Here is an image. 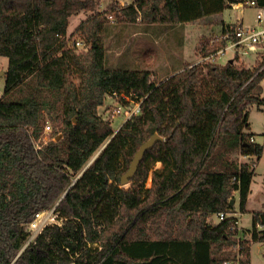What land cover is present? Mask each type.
<instances>
[{
    "label": "trees",
    "instance_id": "1",
    "mask_svg": "<svg viewBox=\"0 0 264 264\" xmlns=\"http://www.w3.org/2000/svg\"><path fill=\"white\" fill-rule=\"evenodd\" d=\"M95 2L0 0V47L17 23L35 22L27 38L19 37L35 67L27 77H14L9 67L0 97V264H250L251 244L264 243V204L249 229L239 228L230 200L237 193L238 209L246 212L254 171L251 161L230 155L262 154L244 128L249 107L264 105V51L253 67L236 57L182 63L155 82L148 70L108 64L107 19ZM256 4L264 7V0ZM229 6L228 0H134L122 13L129 22L140 17L147 32L155 24L217 16ZM81 10L91 13L67 36L69 17ZM235 28L222 24L220 34ZM72 37L81 39L82 50ZM225 44L203 43L202 58ZM122 94L140 100L141 112L115 130L98 108ZM153 132L164 140L121 185ZM158 162L162 167L153 169ZM48 210L61 222L25 244L28 225Z\"/></svg>",
    "mask_w": 264,
    "mask_h": 264
},
{
    "label": "rangeland",
    "instance_id": "2",
    "mask_svg": "<svg viewBox=\"0 0 264 264\" xmlns=\"http://www.w3.org/2000/svg\"><path fill=\"white\" fill-rule=\"evenodd\" d=\"M134 0H96L95 11L104 12L107 19V33L105 42L107 46V58L110 66L118 68L126 67L128 69L148 70L151 78L155 82H159L166 78L167 70L174 67L177 62H185L191 64L201 59L200 48L203 43L218 37L220 34L219 24L221 19L225 21H236L242 17L244 24H253L255 21L256 10L254 7H227L220 15L204 18L185 24H155L149 26L147 32L142 30V22L140 17L136 22H129L122 13V9L132 5ZM91 12L81 10L78 14L72 15L68 20L67 36H69L76 26L86 18ZM35 25L34 20H28L26 23H17L13 31H11L1 43L0 50L4 55H0V70L4 73L0 74V97L4 92L5 78L4 75L9 67H12L10 74L27 77L34 69L35 56L31 50L26 49L24 41L20 40V36L27 38L32 27ZM73 39L81 41L78 37ZM77 47V46H76ZM259 50L250 51L248 55H242L238 52L229 50L226 55H222L213 62L224 64L230 58H235L238 64L246 67H253L261 59L264 51V45H260ZM82 50V46L77 47ZM258 51V52H257ZM257 52V53H256ZM198 63V62H197ZM123 64V66L121 65ZM74 82H78L76 76L73 77ZM264 92V82H263ZM117 98L106 97L104 104L98 108V112L103 118L111 120V126L117 130L123 123V117L114 113ZM248 128H244V132L253 134V142L262 146V154L259 159L255 157H247L235 151L230 157L236 159L239 163L245 160L253 163V181L251 193L249 195L247 213H240L238 209V194L236 193V204L234 205L235 216H239L238 226L242 229L251 227L252 214L251 211H257L262 208L261 196L264 193V105H251L248 109ZM96 155V154H95ZM94 155V156H95ZM240 160V161H239ZM161 163H154L153 169H160ZM151 179L148 178L146 185L150 186ZM127 185V184H126ZM125 185V186H126ZM39 219H43L44 225L51 223H60V219L53 210H48L40 214ZM213 221H217L216 216L211 217ZM38 219V218H37ZM29 230V229H28ZM25 244L34 240L32 232ZM250 264H264V243L256 242L251 245Z\"/></svg>",
    "mask_w": 264,
    "mask_h": 264
},
{
    "label": "built area",
    "instance_id": "3",
    "mask_svg": "<svg viewBox=\"0 0 264 264\" xmlns=\"http://www.w3.org/2000/svg\"><path fill=\"white\" fill-rule=\"evenodd\" d=\"M229 5L231 7H254L256 10L254 24L242 25L241 23H235L236 28L232 32L227 31L210 40L211 46H214L221 40H225L226 44L216 52L202 58V60H216L217 57L222 56L229 50L238 52L242 55H248L250 51L257 50L260 45H264V7H258L256 0H238L236 5L232 3H229ZM73 42L77 47L82 46V42L79 40ZM115 98H117V102L114 108V113L121 115L123 117V122L140 114V100L134 101L125 94ZM119 98H121V100ZM50 130V125L46 123L44 132L47 133ZM250 140L253 141V138L251 137ZM39 216L40 214H38L36 219L28 225V229L32 232V237L37 235L45 226L43 219H39ZM217 217L221 220L225 217V213L221 212Z\"/></svg>",
    "mask_w": 264,
    "mask_h": 264
},
{
    "label": "water",
    "instance_id": "4",
    "mask_svg": "<svg viewBox=\"0 0 264 264\" xmlns=\"http://www.w3.org/2000/svg\"><path fill=\"white\" fill-rule=\"evenodd\" d=\"M163 140H164V138L162 136H160L157 132H153L146 141H144L143 143L140 144L139 148L137 149V151L135 152L134 156L132 157V160H131L126 172L120 178V184L121 185L128 184L130 179H132L134 177V175L136 173V170H137L140 162L142 161L146 151L151 149L154 146L155 143H157L159 141H163ZM100 150H99V152H100ZM95 156L87 163V165L82 169V171L79 173V175L93 161ZM79 175L73 180V182L79 177ZM62 197H63V195H62ZM233 203H234V199H231L230 200V204L233 205Z\"/></svg>",
    "mask_w": 264,
    "mask_h": 264
},
{
    "label": "crops",
    "instance_id": "5",
    "mask_svg": "<svg viewBox=\"0 0 264 264\" xmlns=\"http://www.w3.org/2000/svg\"><path fill=\"white\" fill-rule=\"evenodd\" d=\"M237 1L238 0H228V2L229 3H232V4H234V5H236L237 4ZM230 7V6H229ZM234 8H240V7H234ZM218 16V15H217ZM235 23H241L242 25H250V24H244V22H243V19H242V17H240V18H237L236 19V21H225V20H223V19H221V22H220V24H219V27H220V29H221V27H222V24H235ZM254 24V23H253ZM253 24H251V25H253ZM263 46V45H262ZM258 50L260 49V48H257ZM227 52H229V51H226L224 54H223V56L224 55H226V53ZM258 52V51H257ZM256 52V53H257ZM220 57V56H219ZM218 57V58H219ZM231 59V58H230ZM201 59H199V60H196L195 62H192L191 64H195V63H197V62H201L200 61ZM185 62H187V61H185ZM185 62H177V63H175V65H174V67H172V68H170V69H168L167 70V74H165V76L167 77L168 75L170 76V75H172L173 74V72H174V70L175 69H178L179 68V66L182 64V63H185ZM2 73H4V71L1 69L0 70V74H2ZM252 138H253V135H252ZM253 140H254V138H253ZM99 152V151H98ZM97 152V153H98ZM96 153V154H97ZM240 161V160H239ZM240 162H246L245 160H241ZM79 175V174H78ZM77 175V176H78ZM252 181H253V177H252ZM251 184H252V182H251ZM251 186L252 185H250V193H251ZM250 193H249V195H250ZM236 195V194H235ZM249 195H248V199H247V203H246V212L245 213H247L248 211H250L249 210V208H248V201H249ZM261 203H262V205L264 204V193H263V195L261 196ZM236 204V199L234 198V203H233V205H235ZM263 209V206H262V208L261 209H259V210H257V211H260V210H262ZM257 211H251V214L253 213V212H257ZM244 214V213H243ZM238 217V219H239V216H237ZM256 242H253L251 245H253V244H255Z\"/></svg>",
    "mask_w": 264,
    "mask_h": 264
},
{
    "label": "bare ground",
    "instance_id": "6",
    "mask_svg": "<svg viewBox=\"0 0 264 264\" xmlns=\"http://www.w3.org/2000/svg\"><path fill=\"white\" fill-rule=\"evenodd\" d=\"M40 214H42V213H40Z\"/></svg>",
    "mask_w": 264,
    "mask_h": 264
}]
</instances>
